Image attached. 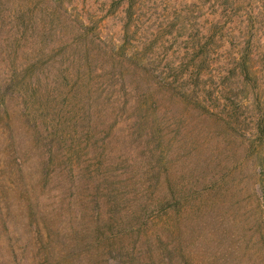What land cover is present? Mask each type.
Segmentation results:
<instances>
[{"label":"rangeland","instance_id":"obj_1","mask_svg":"<svg viewBox=\"0 0 264 264\" xmlns=\"http://www.w3.org/2000/svg\"><path fill=\"white\" fill-rule=\"evenodd\" d=\"M0 264H264V0H0Z\"/></svg>","mask_w":264,"mask_h":264}]
</instances>
